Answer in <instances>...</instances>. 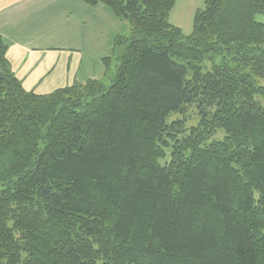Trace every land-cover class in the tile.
<instances>
[{"label":"trees","instance_id":"obj_1","mask_svg":"<svg viewBox=\"0 0 264 264\" xmlns=\"http://www.w3.org/2000/svg\"><path fill=\"white\" fill-rule=\"evenodd\" d=\"M84 1L129 27L104 78L27 91L0 36V264H264V0L186 36L174 0Z\"/></svg>","mask_w":264,"mask_h":264},{"label":"crops","instance_id":"obj_2","mask_svg":"<svg viewBox=\"0 0 264 264\" xmlns=\"http://www.w3.org/2000/svg\"><path fill=\"white\" fill-rule=\"evenodd\" d=\"M118 23L106 5L89 6L84 0H0V36L13 75L25 90L40 95L75 81L104 78V69L97 76L91 72L94 63L85 55L111 45ZM56 36L64 42L56 43ZM104 56L96 62L103 63Z\"/></svg>","mask_w":264,"mask_h":264},{"label":"rangeland","instance_id":"obj_3","mask_svg":"<svg viewBox=\"0 0 264 264\" xmlns=\"http://www.w3.org/2000/svg\"><path fill=\"white\" fill-rule=\"evenodd\" d=\"M174 6L170 9V11L168 12V22L171 25H176L181 29V32L184 36L189 35L192 30H193V18L195 15V11L197 10V8H204L205 5V0H174ZM116 19L119 21L118 25H116V27H119V34H123V35H128L129 34V27L127 25V21L124 19H120L117 18ZM257 20L260 21H264V17L262 16H257ZM58 34V33H57ZM118 36V35H117ZM54 40L56 43H63V37L61 36H56L54 37ZM74 41L78 42L77 37H73ZM114 42V40L112 41ZM111 42V43H112ZM112 45L113 43L110 45H107V48L102 49L101 53L96 50V51H92L93 53H86L88 58H89V62L91 63L93 61L94 64L91 65V69H92V73L96 74L99 73L103 68L104 64L103 63H99L98 61L96 62L95 58L100 56V55H106L108 56V54L110 55L112 53ZM105 57V56H104ZM112 68H115V64L116 61L115 59H113L112 61ZM84 66L81 68V72H84L85 68H86V62ZM103 77V75H102ZM105 83L106 85L109 84L108 79H105ZM174 120H181L182 122V127H183V131L184 132H174V134H176L177 138L181 137L184 133H187L189 131L190 126L192 125H196L198 123V115H196V111L194 109V107H190L186 110L185 114H173L170 115L169 117V121H174ZM224 135L223 130L218 129V131L214 134L213 138L216 139H222ZM170 144H173V141H170ZM165 151V156L163 159L160 160V162L165 163V162H169V158H170V154H171V150L170 147Z\"/></svg>","mask_w":264,"mask_h":264}]
</instances>
